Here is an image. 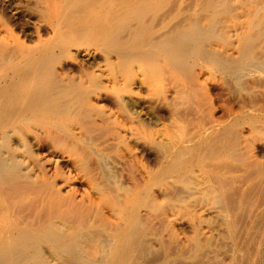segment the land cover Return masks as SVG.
Returning <instances> with one entry per match:
<instances>
[{"label": "bare ground", "instance_id": "6f19581e", "mask_svg": "<svg viewBox=\"0 0 264 264\" xmlns=\"http://www.w3.org/2000/svg\"><path fill=\"white\" fill-rule=\"evenodd\" d=\"M229 79L264 80V0H0V264H203L206 199L239 244L264 106Z\"/></svg>", "mask_w": 264, "mask_h": 264}, {"label": "rangeland", "instance_id": "374dc122", "mask_svg": "<svg viewBox=\"0 0 264 264\" xmlns=\"http://www.w3.org/2000/svg\"><path fill=\"white\" fill-rule=\"evenodd\" d=\"M24 10L31 14L33 12L31 4H23ZM223 84V85H222ZM216 86L221 99L220 104L228 107H236V103L241 105L242 100H253L258 106H264V80L247 79L239 84L233 80H227L225 83ZM237 100V102H236ZM264 153V141L256 143ZM133 158L125 163V173L127 169L131 170ZM188 201L187 197L184 198ZM193 205V204H188ZM216 205L206 199L198 207H190L189 213L199 221L209 224L213 230L211 241L216 245L213 250H209L203 264H264V202L258 205L252 215V221L257 226L250 232L241 233L239 244L230 239V233L222 228V222L216 214L210 215L205 210H215ZM260 227V229H259ZM260 230V231H259ZM262 231V232H261ZM263 235V237H262ZM263 238V239H262ZM262 239V240H261ZM261 242V245H260ZM250 254V255H249ZM256 255V257H254ZM255 261V263H254Z\"/></svg>", "mask_w": 264, "mask_h": 264}]
</instances>
